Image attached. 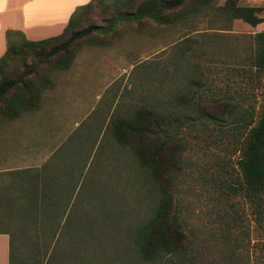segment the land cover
<instances>
[{"label": "rangeland", "instance_id": "1", "mask_svg": "<svg viewBox=\"0 0 264 264\" xmlns=\"http://www.w3.org/2000/svg\"><path fill=\"white\" fill-rule=\"evenodd\" d=\"M143 1L99 0L84 9L70 31L101 29L76 38L69 52L50 55L51 63L23 52L22 36H12L16 49L0 63V81L32 78V70L48 81L40 85L37 109L12 119L0 114V168L41 153L40 166L54 164L61 182L49 200H37V214L25 215L18 194L31 197L41 180L22 191L20 172H0V180L8 176L0 197L7 196L13 264H264V216L239 186L244 134L233 121L246 109L259 111L264 84L248 57L254 34L264 31V0H235L260 8L255 26L222 13L226 0H187L185 8L198 12L173 23L117 16ZM68 57L65 69L53 67ZM216 98L231 110L219 122L198 109ZM139 106L170 116L183 145L174 204L186 247L148 260L136 251L133 234L153 210L157 188L114 134L116 121ZM27 157L25 169L40 167Z\"/></svg>", "mask_w": 264, "mask_h": 264}, {"label": "trees", "instance_id": "2", "mask_svg": "<svg viewBox=\"0 0 264 264\" xmlns=\"http://www.w3.org/2000/svg\"><path fill=\"white\" fill-rule=\"evenodd\" d=\"M96 1L99 0H91L77 7L68 19L62 33L56 36L28 40L20 32L7 30V49L0 57V63L16 49L12 40L14 34L22 36L23 40L19 48L23 52L31 50L37 58L47 63H51L49 56L58 50L69 52L68 49L76 38L93 30L101 29L98 25H89L83 29L70 31L84 9L92 7ZM186 1L144 0L137 5L134 11L122 12L117 16H129L137 20L151 18L161 23H173L183 20L188 14L198 12L196 9L193 11L186 9ZM200 1L204 3H202L203 5L209 4V0ZM170 9L176 11L172 14H166L165 11ZM219 9L222 13H226L232 18L242 19L252 26L262 21L261 16L257 13L260 8L237 5L235 0H226ZM68 32L70 34L65 40L54 44L49 52H45V45L56 42ZM253 37L255 48L248 57V66L255 69V72L262 78L261 83L264 84V31L256 32ZM70 59L71 57L65 58V60L58 59L53 67L65 69ZM32 72L35 75L32 78H25V76H21L20 79L7 77L0 81L1 116L12 119L24 111L37 109L40 85L46 83L48 79L46 75L37 73L36 70H32ZM225 100L216 98L208 105H200L198 109L202 116L213 118L219 122L230 110L229 103ZM258 106L259 111L254 112V109H246L244 115L235 117L233 121L241 123L240 127L244 134L237 160L240 172L239 186H241L246 197L256 204L257 212L264 216V89L261 91V102ZM170 121V116L160 113L156 107L139 106L135 108L130 118L118 119L114 125V134L118 143L131 150L139 167L157 188L153 210L136 227L133 234V244L136 251L147 260L158 256L177 254L186 247L179 213L174 204L176 170L179 166L183 145L180 138L172 133L169 127ZM166 123H168V128L165 126ZM55 167L54 164L51 165L48 162L38 168L24 169L20 172L22 191H24L23 185L25 183H38L41 180L42 185L41 190L38 184L35 185V189L32 188L31 197L22 191V194H18V197L26 200L25 204L28 209H25V205L22 207L25 215L37 214L39 208L37 202L40 197L44 198L45 201L49 200L50 194L55 188L54 184L58 183L57 187L60 186L61 182L58 174H56L59 168ZM10 211L12 213L13 211L18 212L15 208L14 210L10 208ZM6 223L8 222H0V230L8 232L10 235V263L13 264L14 242L10 231L6 228Z\"/></svg>", "mask_w": 264, "mask_h": 264}, {"label": "crops", "instance_id": "3", "mask_svg": "<svg viewBox=\"0 0 264 264\" xmlns=\"http://www.w3.org/2000/svg\"><path fill=\"white\" fill-rule=\"evenodd\" d=\"M89 1L91 0H0V57L7 49V30L20 32L28 40L59 35L75 9ZM37 119V116H34L31 121L35 122ZM26 157L23 156L21 160H18L20 162L17 161L7 168H0V172L9 170L21 172L25 169L24 158ZM29 158L33 160V166H40L41 153H38V156L32 153L28 155L27 159ZM0 181L6 185L8 176ZM6 198V194L3 198L0 197V222H5ZM0 264H11L10 235L4 230H0Z\"/></svg>", "mask_w": 264, "mask_h": 264}]
</instances>
